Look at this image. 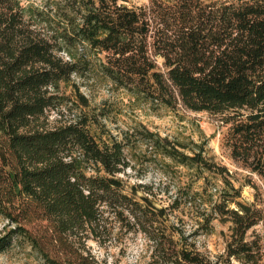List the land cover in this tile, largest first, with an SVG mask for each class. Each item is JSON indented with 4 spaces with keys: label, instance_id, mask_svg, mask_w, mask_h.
I'll use <instances>...</instances> for the list:
<instances>
[{
    "label": "trees",
    "instance_id": "obj_1",
    "mask_svg": "<svg viewBox=\"0 0 264 264\" xmlns=\"http://www.w3.org/2000/svg\"><path fill=\"white\" fill-rule=\"evenodd\" d=\"M89 72L152 111L220 114V146L247 174L204 142L141 121L111 133L110 109L92 107L76 82L74 97L61 92ZM74 102L78 113L50 124L51 111ZM138 148L162 175L175 164L203 180L171 207H195L205 234L228 223L223 252L163 225L170 206L121 177ZM0 214L11 225L0 253L28 245L44 264H104L87 242L111 216L146 234L157 264H264V0H0Z\"/></svg>",
    "mask_w": 264,
    "mask_h": 264
},
{
    "label": "rangeland",
    "instance_id": "obj_2",
    "mask_svg": "<svg viewBox=\"0 0 264 264\" xmlns=\"http://www.w3.org/2000/svg\"><path fill=\"white\" fill-rule=\"evenodd\" d=\"M25 3L43 5L47 0H23ZM132 3L148 4L149 0H129ZM41 26H43L41 24ZM50 29V28H49ZM66 58V54L62 53ZM94 59L95 56H93ZM76 82L81 93L87 95L92 107L110 109L106 129L119 136L122 129H127L135 121H141L154 131L162 135L196 142H204L208 155H213L216 161L226 164L232 171L244 175L247 170L239 167L220 146V139L225 128L220 114L208 111H193L184 106L177 109L160 108L152 111L141 102H134L131 95L125 90L116 89L109 82L87 73L85 77H73L68 84H62L61 92L72 94V85ZM74 97V95L72 94ZM77 103L62 106L59 110L50 112V124H56L60 119H69L78 113ZM149 155V154H146ZM136 167L128 169L121 177L129 186L137 187V195H148L156 207L170 206L166 216L162 217L163 225L175 227V231L182 233L189 240L197 239L201 250L217 255L225 249V235L228 232V223L214 220V229L205 234L200 229L196 217V208L185 206L171 207L176 197L184 201L185 197L201 190L203 180L195 179L194 174L184 166L172 164L166 168L167 173L161 174L160 165L152 160H146L143 150L138 148ZM239 174V175H240ZM240 175V176H242ZM214 181V179L212 180ZM217 183V184H214ZM214 187H220L221 182H213ZM147 185L149 192L144 186ZM254 189L245 186L242 190V199L250 201ZM207 197L206 195L203 196ZM10 222L0 214V231L9 228ZM169 229V227L167 228ZM87 249L104 264H157L152 258V241L138 229H132L127 220H120L111 216L104 224L99 239H89ZM0 264H44L38 253L28 245H17L7 252L0 253Z\"/></svg>",
    "mask_w": 264,
    "mask_h": 264
}]
</instances>
